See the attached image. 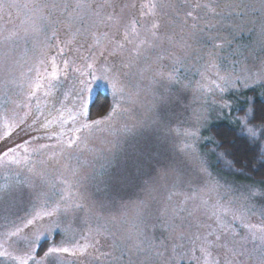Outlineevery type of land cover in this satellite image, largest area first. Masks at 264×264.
<instances>
[{"label":"rangeland","instance_id":"rangeland-1","mask_svg":"<svg viewBox=\"0 0 264 264\" xmlns=\"http://www.w3.org/2000/svg\"><path fill=\"white\" fill-rule=\"evenodd\" d=\"M98 93L109 106L90 118ZM254 94L264 101V0H0V154L20 161L0 167V264L28 251L205 264L201 247L264 264L245 227L264 226V185L236 175L210 132L227 123L264 150Z\"/></svg>","mask_w":264,"mask_h":264},{"label":"trees","instance_id":"trees-1","mask_svg":"<svg viewBox=\"0 0 264 264\" xmlns=\"http://www.w3.org/2000/svg\"><path fill=\"white\" fill-rule=\"evenodd\" d=\"M108 106V96L98 93L89 108L90 118L103 115ZM250 106L252 109L250 123L264 124V101L254 94ZM210 132L217 143L218 151L223 152L232 162L231 168L236 175H240L249 182L264 185V150L258 141L256 143L251 141L237 128L227 123L212 126ZM4 144L2 142L1 147Z\"/></svg>","mask_w":264,"mask_h":264},{"label":"snow or ice","instance_id":"snow-or-ice-1","mask_svg":"<svg viewBox=\"0 0 264 264\" xmlns=\"http://www.w3.org/2000/svg\"><path fill=\"white\" fill-rule=\"evenodd\" d=\"M16 7H21V5H15ZM23 7L25 8H30L32 10H35L36 12H39V11H42V9L45 7L43 5H40V4H36V3H33L31 5H28V4H25L23 5ZM53 7H55V5H53ZM65 8H67V5L64 6ZM76 7H87L86 4H82V3H77ZM153 7H155V5H153ZM32 24H33V28L35 30V24H36V21L35 19L32 20ZM153 28H158L159 25L158 24H155L153 23L152 25ZM27 31V30H25ZM14 35L16 36H20L21 33L19 31L15 32ZM153 36H155V33H153ZM6 39H9L8 37H6ZM121 47H123V45H121ZM62 51V49H61ZM53 67H54V70H53V77L56 76V71H55V59L53 58ZM65 67H67V64L65 63ZM170 79L172 78L171 75L169 77ZM119 84V81L118 80H115L114 83H113V87L116 88ZM41 85L39 83H37L36 85V88L38 89ZM217 87L219 88L220 85L217 84ZM221 91H223V89H221ZM84 115H87V112L86 110L84 111ZM110 118V117H109ZM93 123L95 124H101L103 123V121H100V120H97V121H94ZM47 127V125H45ZM84 127L85 128H91L92 125L91 124H88V123H85L84 124ZM77 131H80V129H78ZM247 132L250 136L252 137H255L257 135V131L254 129V128H247ZM7 136H11L12 135V131H11V126H9V131L6 133ZM193 135H195V133H193ZM76 139H79V137H76ZM75 141H70L69 142V147L72 146V144H74ZM24 151H27V148H24ZM16 152V149L15 148H9L7 151H4L2 154H0V167L4 166L5 164L7 163H20V161L14 159V158H11L9 156L10 153H15ZM8 158V159H6ZM46 215H52L51 212L49 213H45ZM42 215L44 214H41V213H37L34 220L35 219H40L42 218ZM34 220H29L28 221V224L31 225L34 223ZM246 228H248L249 232H251L253 234V238L254 239H258L261 244H264V226H261L259 227L258 229H256V232H259V235L257 236L256 235V232L253 231V229L256 228V226L254 225H245ZM12 235H18V232H14L12 233ZM39 237H37L38 239ZM216 240L219 241L221 240V236H217L216 237ZM222 247H227L226 245H221ZM87 247L88 245H85L83 247H76V248H68V247H52L50 248L46 253H45V257H48V256H51V255H54V254H60V253H68L69 255H77V253L83 255L84 252L87 250ZM200 251L202 253L205 254V264H220V261L217 259L215 260L214 262L210 260V257H211V253L204 247H201ZM229 251H231V249H229ZM4 253H0V255H3ZM13 259H17L18 260V264H29V261H33L35 262V264H43V261H40V262H36V258L35 256L33 255V253L31 251H28L26 252L24 255L22 256H19V257H13ZM228 264H231V262L229 261Z\"/></svg>","mask_w":264,"mask_h":264}]
</instances>
